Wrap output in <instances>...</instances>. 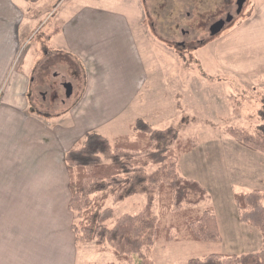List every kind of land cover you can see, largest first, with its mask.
Returning <instances> with one entry per match:
<instances>
[{"label": "rangeland", "instance_id": "rangeland-1", "mask_svg": "<svg viewBox=\"0 0 264 264\" xmlns=\"http://www.w3.org/2000/svg\"><path fill=\"white\" fill-rule=\"evenodd\" d=\"M74 1L83 6L82 0H27L23 12L17 15L11 35L15 46H20L16 59L24 58L27 68L33 69L27 98L36 109L41 104L49 114L56 109L64 110L63 100L67 109L76 106L78 99L75 97L81 88L82 65L76 58L59 52L62 50L54 49V34L59 27L61 30V23L67 19L64 12ZM152 1L139 0L133 4L130 0L129 6L125 3V9L121 0L117 1V9L127 10L133 20L145 70V85L135 101L120 116L117 114L119 117L97 131L110 140L126 134L132 137L135 120L143 118L157 128L175 127L184 138L196 137L198 146L181 157L179 171L184 178L198 182L206 190L205 201L195 208L215 209L222 240L199 243L161 239L151 251L143 254H149L154 264H189L192 258L211 253L255 252L264 244L263 233L239 221L234 194L264 189V153L241 144L226 134L223 126L250 128L264 123V74L246 76L224 70L216 59L215 48L221 36L242 24L264 0H246L241 12L237 11L235 0H169L162 3L161 13L158 8L155 11L151 8ZM230 13L232 21L212 36L210 26L218 19H226ZM155 15H161V19ZM72 62L73 71L70 72ZM74 66L79 77L74 74ZM65 82L73 84L74 93L69 99L63 86ZM3 92L4 86L0 96ZM83 139L72 149L81 147L85 137ZM66 174L68 176V166ZM70 199L71 196L67 209L62 208L64 218L60 220L61 239L66 241L64 259L68 256L69 264L141 262L139 256L120 260L109 246L100 251L94 242H76L74 233L71 234L73 238H69L74 221ZM146 203L145 194L120 201L110 194L105 208H112L117 218L125 213L140 212ZM155 212L163 224L171 222V212L165 213L159 205ZM58 240L59 237L56 242ZM50 257L54 261L58 255Z\"/></svg>", "mask_w": 264, "mask_h": 264}, {"label": "crops", "instance_id": "crops-1", "mask_svg": "<svg viewBox=\"0 0 264 264\" xmlns=\"http://www.w3.org/2000/svg\"><path fill=\"white\" fill-rule=\"evenodd\" d=\"M117 1L82 0L83 6L74 1L64 12L67 19L54 34V49L76 58L84 74L77 105L67 109L65 102L64 110L49 114L27 98L33 69L24 58L16 59L20 46L11 37L27 0H0V264H69L60 231L62 208L71 196L66 152L119 117L145 85L133 20L127 10L117 9ZM164 1L169 2L153 0L150 6L161 13ZM121 2L129 6L130 0ZM218 42L221 68L264 74V4ZM51 254L58 259L51 261Z\"/></svg>", "mask_w": 264, "mask_h": 264}, {"label": "trees", "instance_id": "trees-1", "mask_svg": "<svg viewBox=\"0 0 264 264\" xmlns=\"http://www.w3.org/2000/svg\"><path fill=\"white\" fill-rule=\"evenodd\" d=\"M223 130L248 148L264 153V123L250 128L224 125ZM131 135L133 139L126 134L110 140L89 132L81 147L66 154L76 242H94L100 251L109 246L120 260L139 256V264H154L143 252L151 251L161 239L220 242L215 209L195 208L205 201L206 190L179 171V160L198 146L197 138H184L172 126L157 128L143 118L135 120ZM110 194L119 201L145 194L147 203L136 214L115 218L113 209L105 208ZM234 199L239 221L264 236V189L236 192ZM156 205L165 213L171 212L168 225L161 222ZM189 264H264V244L255 252L211 253L192 258Z\"/></svg>", "mask_w": 264, "mask_h": 264}, {"label": "water", "instance_id": "water-1", "mask_svg": "<svg viewBox=\"0 0 264 264\" xmlns=\"http://www.w3.org/2000/svg\"><path fill=\"white\" fill-rule=\"evenodd\" d=\"M245 2H246V0H238L237 1V6H238L237 11L238 12L242 11ZM232 19H233V15L230 14L227 16L226 19H220V20L216 21L215 23H213L210 26V34L212 36L219 34L223 30V28L225 27L226 23L232 21ZM65 88H66V97L70 98L73 94L72 83L71 82L65 83Z\"/></svg>", "mask_w": 264, "mask_h": 264}, {"label": "flooded vegetation", "instance_id": "flooded-vegetation-1", "mask_svg": "<svg viewBox=\"0 0 264 264\" xmlns=\"http://www.w3.org/2000/svg\"><path fill=\"white\" fill-rule=\"evenodd\" d=\"M237 1H238V0H235L236 5H237ZM237 9H238V6H237ZM230 14H231V13H230ZM230 14H228V15H230ZM228 15H227V16H228ZM231 15H232V14H231ZM188 16H190V15H188ZM227 16H226V18H227ZM218 20H220V19H218ZM218 20H216V21H218ZM216 21H215V22H216ZM215 22H214V23H215ZM209 30H210V29H209ZM185 33H187V32H185ZM179 45L182 46V45H184V43H180ZM73 65H74V64H73V62H72L71 66H69V70H70V72H71V70L73 71ZM74 67H75V66H74ZM75 69H76V71H74V74L77 75V77H79V76H78V73H77V67H75ZM65 83H67V82H65ZM65 83L63 84V86H64L65 93H66ZM66 98H67V97H66ZM62 102H63V104H65V100H63ZM54 106H55V105L53 104V105L51 106V108H54ZM38 110L44 112V108L41 106V104L39 105V109H38Z\"/></svg>", "mask_w": 264, "mask_h": 264}]
</instances>
